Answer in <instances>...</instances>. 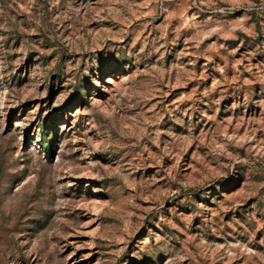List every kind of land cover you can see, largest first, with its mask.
<instances>
[{
	"label": "rangeland",
	"instance_id": "obj_1",
	"mask_svg": "<svg viewBox=\"0 0 264 264\" xmlns=\"http://www.w3.org/2000/svg\"><path fill=\"white\" fill-rule=\"evenodd\" d=\"M0 264H264V0H0Z\"/></svg>",
	"mask_w": 264,
	"mask_h": 264
}]
</instances>
